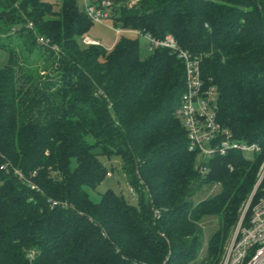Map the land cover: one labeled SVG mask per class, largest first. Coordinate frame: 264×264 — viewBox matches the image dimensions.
Instances as JSON below:
<instances>
[{
  "label": "trees",
  "instance_id": "trees-1",
  "mask_svg": "<svg viewBox=\"0 0 264 264\" xmlns=\"http://www.w3.org/2000/svg\"><path fill=\"white\" fill-rule=\"evenodd\" d=\"M107 1L114 29L170 36L195 58L220 126L262 153L207 158L201 174L175 116L174 54L147 45L142 58L122 34L111 50L85 45L95 22L77 0H0V32L15 30L0 33V264H220L264 157V0ZM99 156L120 161L136 205L89 199L108 173Z\"/></svg>",
  "mask_w": 264,
  "mask_h": 264
},
{
  "label": "built area",
  "instance_id": "built-area-1",
  "mask_svg": "<svg viewBox=\"0 0 264 264\" xmlns=\"http://www.w3.org/2000/svg\"><path fill=\"white\" fill-rule=\"evenodd\" d=\"M82 7L89 19L98 24H105L109 20L111 3L107 0L99 4L93 0H81ZM135 1H132L133 4ZM106 25V24H105ZM31 29V24H27ZM114 29V28H113ZM117 36L121 34L142 37L148 43L150 51L166 49L176 56L183 64L185 73L184 90L181 94L175 116L180 119L186 132L187 150L197 155L196 169L207 173L209 168L201 163L207 158L226 157L231 152H236L246 158L261 155L262 148L256 143H247L237 139L231 131L222 128L216 118V88L201 77L199 62L189 53L182 50L177 42L170 36L157 40L139 31L114 29ZM37 43L46 46L41 38ZM85 45H97L98 42L88 38L83 39ZM249 154V156H247ZM229 169H232L228 166ZM22 179L21 174L15 172ZM107 176H110L107 173ZM264 157L260 164L255 184L240 209L238 221L224 246L220 264H264ZM31 189L34 188L29 184ZM261 189V191H260ZM260 193L258 194V192ZM52 205H56L53 202ZM250 211L246 225L244 217Z\"/></svg>",
  "mask_w": 264,
  "mask_h": 264
},
{
  "label": "rangeland",
  "instance_id": "rangeland-1",
  "mask_svg": "<svg viewBox=\"0 0 264 264\" xmlns=\"http://www.w3.org/2000/svg\"><path fill=\"white\" fill-rule=\"evenodd\" d=\"M44 1L52 4L60 0H44ZM130 1H135V0H130ZM77 2H78V5L80 6L82 5L81 0H77ZM107 12L109 13V16H111V11L108 10ZM3 20L6 21L5 15L2 12H0V22ZM105 24L93 23L92 26L89 28L88 32L85 34L84 39L88 38L92 41H96L105 50H111L115 46L116 42L121 38V36L128 37V35L122 34L121 36H117L115 34V31L113 29V25L110 19L106 20ZM2 31L3 32H0V33L3 35L10 32V31L9 32L7 31V27H5V29H3ZM12 32L14 33L15 30L12 29L10 33ZM138 43H139V48H140V56L142 58L147 57L148 56L147 41L144 38L139 37ZM6 62H7V54L0 48V67L6 64ZM247 156H249V154H247ZM99 160L102 163V165L106 168L110 176L105 177L100 183V185L96 187V189L94 190L87 189L89 199L92 202L97 203L100 197L106 191L110 190L117 195H122L131 204L136 205V202H137L136 198L129 193L126 183L124 182V176L121 174L122 166L120 164V161L116 159V160L109 162L104 156H99ZM261 189H264V182L261 186ZM260 191L258 192V194L260 193ZM217 192H218V187L216 186L211 187V188L203 187L201 188V191L196 199L202 200L207 197H211L215 195ZM238 214L240 213L238 212ZM249 214H250V211H247L244 217L243 225L247 224L248 219H249ZM202 227L205 232V240H204L203 249H202L201 254H204L206 250V238L209 235L210 231H214L216 229L215 220L209 217L205 218L203 221Z\"/></svg>",
  "mask_w": 264,
  "mask_h": 264
},
{
  "label": "water",
  "instance_id": "water-1",
  "mask_svg": "<svg viewBox=\"0 0 264 264\" xmlns=\"http://www.w3.org/2000/svg\"><path fill=\"white\" fill-rule=\"evenodd\" d=\"M219 99V96L217 95V100Z\"/></svg>",
  "mask_w": 264,
  "mask_h": 264
}]
</instances>
